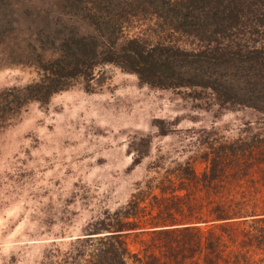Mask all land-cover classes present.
I'll use <instances>...</instances> for the list:
<instances>
[{"label":"rangeland","instance_id":"1","mask_svg":"<svg viewBox=\"0 0 264 264\" xmlns=\"http://www.w3.org/2000/svg\"><path fill=\"white\" fill-rule=\"evenodd\" d=\"M67 13L65 0H0V88L37 79L35 66L20 62L56 57L68 31L94 34ZM146 23H124L116 45L133 34L153 41ZM100 69L101 82L75 78L0 130V264L59 263L68 239L97 227L131 194L144 210L140 222L165 208L179 219L178 208L201 214L218 195L238 197L237 188L212 195L192 187L182 171L199 173L211 142L264 130V114L241 94L255 88V71L224 70L241 102L218 103L206 89L146 84L112 64ZM255 191L264 198L263 185Z\"/></svg>","mask_w":264,"mask_h":264},{"label":"trees","instance_id":"2","mask_svg":"<svg viewBox=\"0 0 264 264\" xmlns=\"http://www.w3.org/2000/svg\"><path fill=\"white\" fill-rule=\"evenodd\" d=\"M65 1L67 14L94 34L68 31L57 43L56 57L42 60L34 53L20 62L33 64L38 77L0 88V130L28 102L45 103L75 78L101 82L104 64L154 86L209 90L218 103L241 102L224 70H253L255 88L241 94L250 97L249 107L264 114V0ZM131 19L147 21L143 30L154 40L133 34L116 45ZM175 36L185 39L184 46ZM200 162L199 173L189 166L182 171L192 187L212 195L237 188L238 197L218 195L201 214L189 205L186 213L178 208L179 219L165 208L140 222L144 210L131 194L124 205L98 219L97 227L68 239L60 262L53 263L264 264V198L254 195L258 184L264 186V130L213 141ZM186 192L181 197H188ZM57 252L55 247L50 254Z\"/></svg>","mask_w":264,"mask_h":264}]
</instances>
